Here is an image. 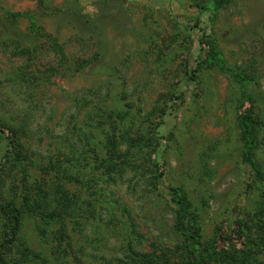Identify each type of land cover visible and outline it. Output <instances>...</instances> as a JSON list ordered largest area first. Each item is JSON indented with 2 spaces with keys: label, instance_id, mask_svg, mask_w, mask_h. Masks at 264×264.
Returning <instances> with one entry per match:
<instances>
[{
  "label": "rangeland",
  "instance_id": "rangeland-1",
  "mask_svg": "<svg viewBox=\"0 0 264 264\" xmlns=\"http://www.w3.org/2000/svg\"><path fill=\"white\" fill-rule=\"evenodd\" d=\"M247 110L264 172V0H0V262L189 264L184 199L204 264H264Z\"/></svg>",
  "mask_w": 264,
  "mask_h": 264
},
{
  "label": "trees",
  "instance_id": "trees-1",
  "mask_svg": "<svg viewBox=\"0 0 264 264\" xmlns=\"http://www.w3.org/2000/svg\"><path fill=\"white\" fill-rule=\"evenodd\" d=\"M231 1L232 0H212V5L214 6V8H217V7L229 4ZM210 61H211L210 62L211 64L218 63L219 59L217 57H213ZM218 68L220 71L230 73L231 78L243 87L241 90V93L243 95L247 94L246 93L248 90L247 86L249 85L248 81L250 80V77H248V75H246L242 71L234 72L230 68H225L223 65H220V64ZM250 99L252 101V98ZM237 122L240 128L239 130L240 139L239 140L242 145L243 162L249 165L250 168L253 170L255 177L253 176L251 180L253 184L252 187L253 189H256L260 197V204H259L260 209L258 207V212L264 215V185L263 184L260 185V181L261 179H263V176H264V172L261 166L263 164V161H259L255 156L257 149H258V142H259L257 138L259 125L253 119V117L251 116V112L248 110L239 114L237 118ZM8 142H9L8 144L12 143L11 139H9ZM111 167L109 168V170H111ZM56 169L57 171L65 172L64 169H60L59 167H56ZM202 175H207V170ZM104 178H105V174H102L100 176V179L104 180ZM58 188L59 190L62 189L60 186ZM55 197H56L55 203L57 206L64 203L62 202L64 201V196L62 194L58 193V195ZM41 204H44V203L41 202ZM179 204L180 205L177 208L176 217H175V226L180 233L184 234L185 242L183 243V246H184L186 253L191 256V261L189 264H204V260H203L204 256H202V253H201L202 251L199 248L198 239H197L198 238L197 237V233H198L197 232V217L195 216V214H192V213H195L194 209L190 207L191 205L187 200L182 199ZM77 212H79V209H77ZM0 213L6 216V221L9 224L8 235L10 237L15 236L16 230L20 223L19 221L20 216H23L22 213L19 212L17 207H14L11 204L8 206L2 207L0 209ZM64 214H66L65 210L62 212L50 210L48 214V217H49L48 219L49 220L52 219L53 222H54V219L55 220L59 219L60 222H62ZM57 222L59 223L58 220ZM56 232L60 234L61 231L59 227ZM247 241H250V244H251L252 239H249ZM252 244L256 245L254 242ZM247 250L250 251V248L248 247ZM250 257L252 256L250 255ZM246 261L247 262L245 264H255L253 258L252 260H246ZM241 263H244V261ZM0 264H4V259L1 260Z\"/></svg>",
  "mask_w": 264,
  "mask_h": 264
}]
</instances>
